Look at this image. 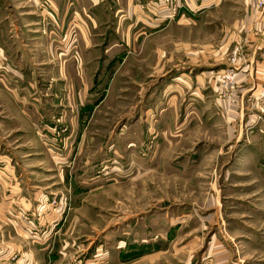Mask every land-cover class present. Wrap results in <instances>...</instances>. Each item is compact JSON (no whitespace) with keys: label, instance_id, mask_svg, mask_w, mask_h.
<instances>
[{"label":"rangeland","instance_id":"1","mask_svg":"<svg viewBox=\"0 0 264 264\" xmlns=\"http://www.w3.org/2000/svg\"><path fill=\"white\" fill-rule=\"evenodd\" d=\"M161 1L169 23L143 50L157 48L156 88L143 75L140 89L132 68L123 67L110 74L91 119L78 124L75 107L50 105L53 94L68 96L52 91L47 55L38 67L31 54L11 60L5 23L19 15L21 0H0V155L16 168L0 175V264L34 262L17 230L29 227L17 221L49 211L59 213L60 242L72 249L63 264L84 257L109 264L120 246L154 236L157 253L131 264H264V167L231 111L238 74L233 89L223 85L236 49V66L244 63L245 21L261 10L247 0H192L178 22V0ZM11 61L22 76L10 74ZM12 172L21 194L38 197L40 211H12Z\"/></svg>","mask_w":264,"mask_h":264},{"label":"crops","instance_id":"2","mask_svg":"<svg viewBox=\"0 0 264 264\" xmlns=\"http://www.w3.org/2000/svg\"><path fill=\"white\" fill-rule=\"evenodd\" d=\"M191 1L178 0L181 8L178 16L176 15V21L184 20V4L190 9V5L193 4ZM254 2L255 0H247L246 5L253 7ZM161 3V0H49V4L44 5L40 0H21L18 8L15 9V12L19 11V15L10 13L6 17L5 40L10 43L12 53L10 58L11 60L24 57L30 59L29 54H31L34 56L33 63L37 64L38 58L44 59L47 55V63L53 61L52 64H48L52 68L50 75L52 91H64L65 98L68 96L67 99L62 100L61 96L58 99L57 95L53 94L50 105L56 106V101H59L58 105L67 103L68 106L75 107L76 111L71 116V120L78 124L87 122L91 119L92 108L102 104L103 93L108 91L110 86V74L122 71L123 67L132 68L133 81L136 78L140 89L141 83L146 86L143 75L148 77L149 81H152L149 83L156 88L157 48H154L152 52L143 50L146 48V42L152 43L151 38L155 36L154 34L165 29L169 23L167 17L170 10L163 8L165 6ZM6 6H8L7 3ZM198 6L200 3L194 4V7ZM250 6L248 7L251 12ZM162 20L164 23L159 25ZM244 27L245 31L240 42L245 47V59L239 67L240 85L231 111L236 117L238 116L240 125L244 126L243 139H248L251 145L249 149L262 159L264 98L259 100L258 95L264 84V8L256 15H250ZM45 43L50 44L46 50L47 54ZM147 60L148 64H146ZM44 64L42 60L40 63L42 70H44ZM13 66L11 61L10 74L22 76L23 72L12 69ZM121 71L117 76L121 75ZM195 77L200 78V76ZM36 79L39 78L36 76ZM147 88L149 89L150 86ZM93 94L98 96L92 97ZM40 103L39 99L33 103L37 112V108L41 106ZM241 114H244L243 118ZM0 157L3 159L0 161V169H2L0 175L7 168L16 169L9 161V155L6 154L3 157L0 155ZM9 182L11 190H8L10 194L7 198L11 199L12 204L14 203L12 211L17 213L22 207L34 210L37 201H40L38 197L36 195L26 197L21 194V179H18L13 172ZM16 186L17 189L14 188ZM36 211L40 210H34L33 213L35 214ZM45 214V216L39 215L38 219L35 214L26 223L17 221V225L26 224L29 227L17 229L28 243L29 248L25 251L27 260L30 261L31 257L34 261L26 262L28 264H63L64 259L71 253V246L66 248L65 241L60 242L62 239L58 236L60 227L58 221H55L59 213L49 211ZM181 217H177V221ZM31 229L35 230L34 235L30 232ZM167 231L164 233V238L160 235L161 240H166L168 233L173 232V228L170 227ZM155 237L157 236L120 246L121 248L119 247L115 252L116 258L109 261V264L139 263L142 257L151 259V255L157 253V249L154 248L159 243H157L158 240L154 241ZM80 250L84 251L83 248ZM80 250L77 249L75 252ZM143 252L146 253L142 254ZM84 258L86 259L83 264H97L93 259ZM1 259L6 260L5 257Z\"/></svg>","mask_w":264,"mask_h":264},{"label":"built area","instance_id":"3","mask_svg":"<svg viewBox=\"0 0 264 264\" xmlns=\"http://www.w3.org/2000/svg\"><path fill=\"white\" fill-rule=\"evenodd\" d=\"M43 4L44 5H47L49 4V1L48 0H44L43 1ZM255 7L259 10H262L264 8V0H255ZM172 9V8H171ZM241 57H240V53L239 51L236 49L233 53H232V56H231V66L230 68H228L226 70V72L224 73L223 77H224V80H223V85H224V88H227V89H233L234 87V84L236 82V79H237V74H238V70H239V67H237L241 61ZM237 65V66H236ZM259 98L263 99L264 98V84L263 86L261 87L260 91H259ZM261 164L262 166L264 167V155L262 156V159H261ZM57 211V210H56Z\"/></svg>","mask_w":264,"mask_h":264}]
</instances>
